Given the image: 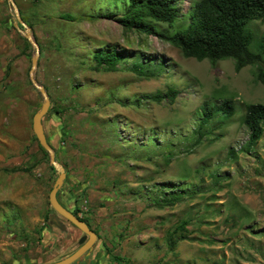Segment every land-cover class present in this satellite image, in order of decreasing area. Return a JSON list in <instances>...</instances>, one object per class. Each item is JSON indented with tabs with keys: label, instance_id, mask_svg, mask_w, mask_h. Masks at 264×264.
<instances>
[{
	"label": "rangeland",
	"instance_id": "obj_1",
	"mask_svg": "<svg viewBox=\"0 0 264 264\" xmlns=\"http://www.w3.org/2000/svg\"><path fill=\"white\" fill-rule=\"evenodd\" d=\"M194 1L180 0L185 16ZM16 2L40 46L36 77L51 98L46 135L79 215L100 235L74 264H264V135L249 147L242 120L247 104L264 103L255 67L236 71L232 59L213 65L186 58L154 34L98 17L123 14L128 0ZM66 13L77 20L62 18ZM250 29L256 44L264 20ZM25 38L8 0H0V264L61 260L84 235L49 201L58 174L35 140L43 96L30 79L35 49ZM110 48L125 56L117 71L94 58ZM134 62L158 73L137 75L129 69ZM170 88L179 91L174 101L134 103ZM226 99L234 114L218 111L202 126L204 104ZM33 164L30 172L12 171ZM175 192L182 197L174 206L153 203ZM183 219L188 238L171 251L167 232Z\"/></svg>",
	"mask_w": 264,
	"mask_h": 264
},
{
	"label": "trees",
	"instance_id": "obj_2",
	"mask_svg": "<svg viewBox=\"0 0 264 264\" xmlns=\"http://www.w3.org/2000/svg\"><path fill=\"white\" fill-rule=\"evenodd\" d=\"M61 17L66 20H77V17L70 13L61 14ZM98 17L114 19L129 30L154 34L178 47L186 58H195L199 61L208 59L213 65L222 60L232 59L236 71L251 65L255 67L253 71L255 78L264 84V32L255 44L254 33L250 29L254 21L264 20V0H196L192 2L186 16L182 13L180 0H128L127 9L123 14L110 11ZM161 24H167L170 28L177 26L180 29L171 32L164 30ZM25 40L31 46L26 38ZM124 57L123 53L115 48L101 49L94 55L97 65L106 71L119 70L118 64ZM146 67L142 62H134L129 69L145 77H152L158 73ZM178 93L177 89L170 88L167 92L145 94L134 103L140 106L144 100L157 103L165 99L174 101ZM234 108L232 99H226L216 106L206 102L201 125L209 122L218 111L232 116ZM242 120L250 130L248 146L253 147L264 135V103L247 104ZM201 136L202 133L199 138ZM35 140L38 141L37 137ZM38 145L43 158L49 162V153L39 141ZM34 165L18 166L12 171L30 172ZM50 168L56 173L53 165L50 164ZM66 185L65 183L60 190L64 198L62 202L64 205L66 203V206L69 205L68 208L78 215V201L67 191ZM164 185L172 186L170 183ZM181 197L180 192L163 194L155 198L153 203L158 207L174 206ZM83 220L88 222L84 218ZM188 224L189 220L183 219L176 227L168 230L166 239L169 250L175 251L179 241L188 238Z\"/></svg>",
	"mask_w": 264,
	"mask_h": 264
},
{
	"label": "water",
	"instance_id": "obj_3",
	"mask_svg": "<svg viewBox=\"0 0 264 264\" xmlns=\"http://www.w3.org/2000/svg\"><path fill=\"white\" fill-rule=\"evenodd\" d=\"M11 11L14 16L15 28L24 35L34 46V55L32 58V66L30 69V79L35 87L41 92L43 96V104L39 111L33 117V130L39 141V144L49 153L50 163L56 170L58 177L50 191L49 201L53 209L63 218L71 222L74 226L84 232V236L79 240V248L69 256L54 262L46 263H24V264H74L79 259L83 258L87 253L92 251L94 244L97 241L98 234L90 227V225L83 220L79 215H75L68 209L64 203L59 199L58 192L62 189L67 178V171L65 166L57 159L56 151L50 143L44 128L43 118L48 113L51 107V98L44 85L40 84L36 77V72L39 66L40 46L33 34L31 27L24 21L21 10L16 0H8Z\"/></svg>",
	"mask_w": 264,
	"mask_h": 264
},
{
	"label": "flooded vegetation",
	"instance_id": "obj_4",
	"mask_svg": "<svg viewBox=\"0 0 264 264\" xmlns=\"http://www.w3.org/2000/svg\"><path fill=\"white\" fill-rule=\"evenodd\" d=\"M65 206H66V203H65ZM68 206H69V205H68ZM68 206H66V207L68 208ZM77 207H78V204H77ZM68 209H69V208H68ZM78 215H79V214H78ZM79 216H80V215H79ZM81 218L83 219V217H81ZM52 222H53L52 224H56V222H55L54 220H53ZM87 223H88V222H87ZM89 225H90V224H89ZM90 227L92 228L91 225H90ZM92 229H93V228H92ZM93 230H94V229H93ZM94 231L98 234V238H97V241H98L99 238H100V235H99V233H98L96 230H94ZM83 236H84V235H83ZM83 236H81V238H82ZM81 238H80V239H81ZM97 241H96V242H97ZM96 242H95V244H96ZM95 244H94V245H95ZM79 246H80V245H79ZM78 248H79V247H78Z\"/></svg>",
	"mask_w": 264,
	"mask_h": 264
},
{
	"label": "crops",
	"instance_id": "obj_5",
	"mask_svg": "<svg viewBox=\"0 0 264 264\" xmlns=\"http://www.w3.org/2000/svg\"><path fill=\"white\" fill-rule=\"evenodd\" d=\"M90 186H91V183L90 182H87V183H85V185L83 186V188L84 189H87V191H90L91 190Z\"/></svg>",
	"mask_w": 264,
	"mask_h": 264
},
{
	"label": "built area",
	"instance_id": "obj_6",
	"mask_svg": "<svg viewBox=\"0 0 264 264\" xmlns=\"http://www.w3.org/2000/svg\"><path fill=\"white\" fill-rule=\"evenodd\" d=\"M85 203H87V200H85ZM82 215H80V217H81Z\"/></svg>",
	"mask_w": 264,
	"mask_h": 264
}]
</instances>
